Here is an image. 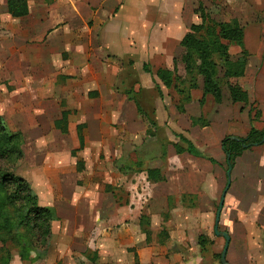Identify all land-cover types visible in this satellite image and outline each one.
I'll return each instance as SVG.
<instances>
[{
  "label": "crops",
  "instance_id": "0c3cea01",
  "mask_svg": "<svg viewBox=\"0 0 264 264\" xmlns=\"http://www.w3.org/2000/svg\"><path fill=\"white\" fill-rule=\"evenodd\" d=\"M8 2L0 0V97H4L0 109L7 112V120L16 123L28 146L24 165L32 172L21 179L38 203L54 213L51 246L44 264L208 263L203 256L207 243L202 248L199 240L188 245L166 241L158 236L163 230L160 228L159 233L153 221L146 219L148 225H142L141 217L146 216L134 197L118 207L113 190L120 193L117 184L123 177L112 163L99 158L103 153L107 159H114L123 149L122 137L127 141L123 145L132 144L135 137L146 132L142 120H148L147 116L130 89L134 86L138 93L143 87L124 76L127 69L146 77L151 74L149 64L155 65L157 96L161 97L164 89L180 93L182 86L172 82L166 87L157 74L169 72L174 79V63L184 50L181 43L198 24L192 23L178 40L174 30L183 25L182 10L195 1L16 0L11 11ZM18 9L20 14L24 9V14L15 16ZM247 67L248 60L240 79ZM126 87L129 89L124 90ZM224 88L230 103L237 104ZM223 90L219 102L202 93L198 104L210 95L215 105H221ZM167 101H162L159 113H164ZM60 121L65 123L58 128ZM122 121L125 127H117ZM150 126L155 127V123L150 121ZM206 126L201 117L190 119L191 130ZM78 131L83 140L81 148ZM176 144L175 154H186H177ZM90 163L94 171L83 175ZM159 166L143 169L139 162L122 164L125 171L121 174L137 168L144 187L154 188L165 181ZM67 177L75 181L66 186ZM129 187L134 189V183ZM141 195H137L139 201ZM185 197L181 196V201ZM152 233L158 238L152 239Z\"/></svg>",
  "mask_w": 264,
  "mask_h": 264
},
{
  "label": "rangeland",
  "instance_id": "374dc122",
  "mask_svg": "<svg viewBox=\"0 0 264 264\" xmlns=\"http://www.w3.org/2000/svg\"><path fill=\"white\" fill-rule=\"evenodd\" d=\"M194 1L192 3L191 0L190 7L182 10L183 25L174 30L175 38L180 39L192 23L199 24L200 20L197 19L199 14L206 15L213 22L236 21L242 29L240 44L235 45L222 40L220 42L227 46V55L232 60H236L241 54L247 56L248 67L244 78L230 80L233 86L245 91L248 96L247 102L232 105L228 100L223 83V69L220 68L222 61L219 63L216 55L213 59L219 66L216 69V78L219 87L224 89V100L219 106L215 105L210 95L204 97L201 105L198 104L203 93L201 78L199 89L192 90L182 86L179 94L164 89L161 97H158L154 90L155 83L159 82L154 77L157 66L152 67L149 64L151 74L146 77L134 69L131 71L127 69L124 76L131 78L133 84L139 83V86L143 87L139 88L138 93L134 92V86L130 89L133 92L132 97L138 99V106L147 116L148 120H142L146 132L135 137L133 145L131 143L123 145L127 141L122 137L119 141L123 149L114 154V159H107L103 153L99 154V158L102 161L107 160L105 163H112L115 172L123 177L117 184V186L120 184V193L113 190L118 196V207L124 206L125 202L129 203L131 197H134L133 201H137V206L142 207L141 212L146 216L141 217L142 225H146L147 221L150 223L153 221L158 226L159 233L160 228L163 230L158 236L166 241H181L188 245L203 237L207 242L203 256L209 259L208 263L204 264H220L219 256L224 239L215 237L213 231L220 196L226 186L227 165L220 143L226 137L243 139L250 128L264 130V0ZM213 29V32L209 31L212 34L211 38L218 32L216 28ZM164 66L161 64L160 67L165 68ZM159 85L161 86L160 83ZM166 98L168 105L163 107L164 113L161 114L158 109ZM3 99L4 97H0V101ZM179 107L183 110L182 113ZM0 117L6 130L12 135H20L21 139L19 143L21 155L9 154L7 160L0 161V166L13 167L18 178L28 176L32 170L24 165L25 156L28 154L24 153L28 147L23 142L25 139L17 130L16 123L7 120L6 111L0 109ZM197 117H201L206 123L205 129L198 127L191 130L190 119ZM150 121L155 123V127L150 126ZM124 125L125 122L122 121L117 127L122 128ZM176 134H183L203 156L211 158L216 164L212 165L205 159H195L186 154L177 156L173 143L183 145L175 139ZM136 162H139L143 169L160 165L165 177L164 183L146 189L139 176L141 171L137 168L125 175L121 174L125 171L121 168L122 164L133 166ZM94 169L92 163L88 164L83 175L90 174ZM135 171H138V174H133ZM129 173L133 175L130 176ZM230 175V188L225 195L218 225V231L227 233L230 238L226 255L227 264H264V143L244 152L236 160ZM74 181L72 177L71 179L67 177L65 184L67 186ZM130 182L134 183V189H130ZM78 183L82 184V181ZM137 195H141L140 201V196ZM181 196L187 197L181 201ZM168 198L172 200L168 201ZM38 206L42 207L40 203ZM15 231L19 236L17 246L14 247L12 246L14 244L7 242L3 247L0 243V258L4 264H44L51 239L47 249L36 246L37 250H34L35 235L33 237L28 228H17ZM152 234V239L158 238L154 237L156 233ZM6 247L11 250V258H7L3 253ZM246 252L249 253L247 257Z\"/></svg>",
  "mask_w": 264,
  "mask_h": 264
},
{
  "label": "trees",
  "instance_id": "16d2710c",
  "mask_svg": "<svg viewBox=\"0 0 264 264\" xmlns=\"http://www.w3.org/2000/svg\"><path fill=\"white\" fill-rule=\"evenodd\" d=\"M13 1L16 0H9L8 2L10 11L13 7ZM22 8H24L23 4ZM24 11L23 9L20 14L18 9L14 12V15H23ZM199 18L200 24L192 26L181 43L184 50L180 60L174 63V79L172 80V74L165 71L159 72L158 77L166 87L175 82L179 86H186L192 90L199 89V81H201L199 79L201 78L203 94H210L219 102L222 89L219 87V81L216 78V69L219 67L213 60L216 55L217 61L219 63L222 61L220 68L223 69V83L229 91L231 100L233 103L247 102L246 93L240 90L238 86H233L230 83V80H237L243 76L248 60L247 56L241 54L236 60H232L227 55V46L222 45L220 42L222 40L239 45L242 38V29L236 21L213 22L204 14H201ZM213 28H216L218 32L217 35L214 33V38H211L212 34L209 31H212ZM200 31H203V33ZM175 89H177L176 86ZM178 92L181 93V90H178ZM63 123L65 122H58L56 127L60 128V124ZM77 136L81 148L83 140L79 131ZM262 136L263 132H257L251 128L244 139L232 141L230 138H225L221 142V149L225 156L227 170L234 168L236 160L241 157L243 152L262 145ZM175 137L183 145L176 144L174 146L177 154L186 153L194 158L205 159L212 165L216 164L214 160L203 156L190 141L181 135H175ZM20 141V135L10 134L0 117V161L7 160L9 154L19 153L21 155L19 150ZM78 169L80 168L78 167ZM54 220L53 211L38 206V200L30 186L25 180L15 176L14 168L0 166V243L3 247L7 242L14 244L12 245L14 247L17 246L19 236L16 235L15 229L28 228L33 237L35 235L33 249L37 250L36 246L47 249L51 239V223ZM199 242L202 244V248H205L207 242L203 237L199 239ZM3 253L7 258L12 256L9 247L3 249ZM42 256H45V254H42ZM0 264H4L1 258Z\"/></svg>",
  "mask_w": 264,
  "mask_h": 264
},
{
  "label": "water",
  "instance_id": "95a60500",
  "mask_svg": "<svg viewBox=\"0 0 264 264\" xmlns=\"http://www.w3.org/2000/svg\"><path fill=\"white\" fill-rule=\"evenodd\" d=\"M230 140L232 141H238V138H234V137H231ZM261 142L263 143L264 142V130H263V136H262V140ZM230 174H231V169H228L227 172H226V186L220 196V201H219V204H218V207H217V211H216V214H215V219H214V228H213V231H214V235L216 237H220L222 239H224V246H223V249H222V252L220 254V264H227L226 262V255H227V251H228V247H229V243H230V238H229V235L227 233H224V232H219L218 231V225H219V220H220V214H221V211H222V208H223V204H224V200H225V195L227 193V191L229 190L230 188Z\"/></svg>",
  "mask_w": 264,
  "mask_h": 264
}]
</instances>
